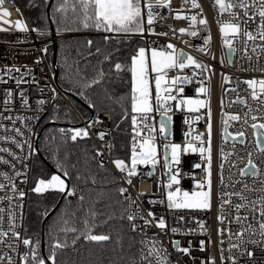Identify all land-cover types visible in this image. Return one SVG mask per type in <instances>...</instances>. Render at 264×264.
I'll return each mask as SVG.
<instances>
[{
    "label": "built area",
    "instance_id": "built-area-1",
    "mask_svg": "<svg viewBox=\"0 0 264 264\" xmlns=\"http://www.w3.org/2000/svg\"><path fill=\"white\" fill-rule=\"evenodd\" d=\"M169 2L170 8L156 9L158 16L152 26L153 32L167 33V35H155L145 31L143 36H135L143 39L146 49L157 48L171 51L166 49V45L171 43L178 51L182 50L199 62L208 65L211 69L209 72L196 76H193V72L199 73L200 70L195 69L194 66H189L182 72H169V77L175 75L191 77V82L182 85L184 97L196 98V90L199 87L210 86L212 124L211 208L209 210H176L167 207V188L164 185H166L168 178L164 174L166 170L163 169L162 156L161 162L156 166L155 174L151 178L147 175L133 177L132 184L129 185L124 179L125 174L116 169L112 163L113 144L111 137L114 132L122 133L128 136L131 146L132 126L128 131L114 129L111 124L112 117L107 112L93 114L88 119L82 117L54 83L51 62L46 53L41 51L45 47L51 48L52 44H57L65 37L87 36L89 33L84 31H34L35 28L30 24L18 0H0V14L4 10L10 13L8 17H2L3 20H9L10 23L0 22V29H7L0 31V137L10 138L0 139V148L8 149L6 152L0 151V158L8 161L7 164L0 163V173L7 174V177L10 178L5 179L4 175H0V184L5 185L3 189H0V209L4 210L3 213H0L3 216L0 230L9 231V213H11L15 216V231L20 233L21 238H26L28 197L37 154V136L44 120L56 102L62 99L74 111L79 120V125L70 128V131L75 128L88 131V137L95 144L96 153H100L97 155L99 160L111 165L123 188L127 189L128 215H136L134 223L137 225L136 230L133 231L131 222L128 221L129 231L139 239L137 255L129 264H149V261L144 260L143 257L152 247V241L156 242L158 249H162L160 255L167 257L168 264H211L212 258L215 259V264H233V260H235V264H264V247L260 243L264 238H261L258 231V221L260 220L258 211L254 212L249 208H243L239 213H236L232 205H225L226 210L223 215L227 219L223 224L219 223L217 219L221 215L219 210V205L222 202L221 193L242 191L250 202L264 196V153H261L258 147V141L259 144H264V136L258 135L264 130L252 128L253 124L264 123V105L260 103V100H264V95L260 96L258 100H253L251 89L244 83L245 80L249 79H264V72L260 70L264 66V56L251 51L252 42L248 43V49L245 52L242 39L237 38L234 41L236 51L231 55L232 63H227V56L224 55L226 48L220 37L217 21H226L229 19L228 14H220L218 6H214V0H197L200 8H192L186 0H169ZM177 9H183L180 12L183 17L190 18L192 15H196L197 23L192 26L189 19H176ZM235 10L241 13L243 11L242 9ZM161 16L164 17L162 20L160 19ZM200 19L208 21L206 29L199 24ZM17 20H22L29 31L23 32L17 29L15 27ZM257 23L258 17L256 22L249 23V30L255 32ZM181 28L188 29V31H198V35L193 37L187 32L182 34L179 32ZM41 32L44 35H41ZM209 36L211 43L206 45L205 40ZM255 43L260 44L262 42L257 40ZM198 48H206V53L199 52ZM37 60L40 62L37 63ZM222 60L224 61L223 64L221 63ZM8 68H18L20 71H13L8 74L6 72ZM225 76L230 79L225 81L223 79ZM21 78L23 82L17 85L16 80ZM9 90L13 92V97L10 103L5 104L4 101L7 99ZM21 92L28 99L27 106L21 103ZM216 97L218 103L215 112L214 101ZM238 97L245 100L246 103H236ZM200 98L205 99L203 94L200 95ZM41 100L44 101L43 104L39 103ZM221 101H223V106ZM224 113L241 117L239 121H229L230 139L226 141L222 138V126L220 128V120ZM245 113H247V122L244 119ZM152 115L154 116L152 123L158 128L159 113L154 112ZM170 115H172V122L169 131L171 133L170 139L173 142L183 145L186 142V132H192L193 135L205 133L204 139L207 140V109H201L199 113H188L174 109ZM18 116L24 119L17 120L16 117ZM196 116L202 118L197 121L195 120ZM252 116H256V120H253ZM8 117L12 119H8ZM186 119L191 123L186 124ZM14 128L19 129L22 135L15 132ZM239 132H244L245 135L239 137L237 135ZM100 133L106 134L103 140L100 139ZM13 140L16 143H13ZM166 142L162 138L158 137L157 139L158 146ZM194 143L198 144V142ZM17 144L22 145V147H17ZM110 145L111 147H109ZM221 148L228 155L227 160L221 159ZM158 151L162 153V147H159ZM249 153H251L250 158L256 165L255 176L241 175L242 169L246 173L253 171L247 163ZM197 163L204 166V160L199 153L182 155L179 165L181 169L179 187L182 190L189 192L196 190L195 181L204 179V171L194 168ZM221 163L224 164L223 169L219 167ZM138 170L141 173H146L150 170V166L141 167L138 165ZM221 176L223 177V184H221ZM13 184L16 186V191H13ZM245 184L249 186V189H244ZM20 191L25 193L23 198L19 196ZM224 199H229V197L225 196ZM230 199L233 204L242 202L237 196H232ZM131 201H136V204H132ZM137 205L139 206L138 209ZM256 208H259V204L256 205ZM149 211L155 214L157 220L159 218L165 220L167 227L164 230L157 228L155 221L150 225L144 224V220L140 217L152 219L147 217ZM237 214L242 217L247 216L248 220L240 224L236 223L235 216ZM180 217H183V220ZM229 221L231 222L229 223ZM249 223L253 226L251 232H245L243 237H237L235 233L243 231ZM201 224L204 225V231L200 228ZM173 227L177 228L178 231L172 232ZM221 228L230 229L231 237L228 231H225L223 236L219 235L218 229ZM0 239L3 240L0 243V256L5 257L4 260L0 261V264H8L7 257L9 256L12 258V264H23L21 257L29 251V248L12 237L11 232H9L8 237ZM221 240H223V244L220 243ZM176 241L179 242V248H188L189 252L185 254L179 251L174 246ZM202 241L204 242L203 246L201 245ZM232 244L239 245V247L232 248ZM221 248H223V259L221 258ZM248 251L253 253L252 257L246 254ZM149 260L151 264H157L155 256L149 257Z\"/></svg>",
    "mask_w": 264,
    "mask_h": 264
},
{
    "label": "snow or ice",
    "instance_id": "snow-or-ice-1",
    "mask_svg": "<svg viewBox=\"0 0 264 264\" xmlns=\"http://www.w3.org/2000/svg\"><path fill=\"white\" fill-rule=\"evenodd\" d=\"M186 2L191 4L192 8H200V5L197 3V0H186ZM69 6L73 13L80 19L84 28H94L97 31L104 33L120 34L125 36L130 35H141L148 31L150 34L155 35H167V33H155L153 32L152 26L157 19L158 13L157 8H170L169 0H63V3L59 7L58 11L62 13H67ZM214 6H218L220 14L227 13L229 19L218 20L219 32L223 41L224 47L227 49V52L224 53L225 56L231 57L235 53L236 48L234 47V41L237 38L242 39L244 48L243 50L247 52L248 43L252 42L253 53H259L264 56V0H214ZM235 9H242L241 12H237ZM183 9L176 10V19H189L190 25L194 26L197 23V16L192 15L190 18L183 17L180 15V12ZM202 12V9H201ZM10 13L7 10H4L0 14V22L5 24L10 23L9 20H3L2 17H8ZM258 17L257 27L255 32L249 30V23L256 22ZM164 17H160L162 20ZM199 24L207 28L208 21L206 19H200ZM15 27L20 31L27 32L29 28L24 24L22 20H17L15 22ZM7 29H0V31H5ZM34 31H39L38 29H33ZM175 31V30H173ZM180 33H186L190 36H197L198 31H188V29L181 28L179 29ZM44 35L43 32L40 33ZM112 36L105 35L104 40L108 41L112 39ZM259 40L262 43L256 44L255 42ZM88 45H92V41L89 40ZM211 43V37L209 36L205 40V44L208 45ZM166 49H157L151 48L146 49L145 47H139L136 54L131 57L130 66H127V70L131 74V90H130V112L128 109L124 110V118L127 119L130 115L131 117V126H132V140H131V156H130V165L122 159H115L112 163L115 165V168L118 169L121 173L125 174V181L131 185L132 178L142 175H147L151 178L154 175V170L156 166L161 162V156L163 160V169L166 171L164 174L167 176V183L164 187L167 188L166 200L167 207L169 209L176 210H209L211 208V198H212V124H211V107H210V86L199 87L197 91L196 98L184 97V87L182 85L191 82V77L187 75H175L169 77V72L179 71L182 72L184 69L189 66H194L195 69H199L200 72H193V76L202 75L205 72L211 71L208 65L203 64L196 60L193 56L187 55L182 50H177L175 46L171 43L166 45ZM47 48L41 49L42 52H47ZM201 53H206V48L197 49ZM100 50L97 49V52ZM249 58H251L249 56ZM105 59H110V57H105ZM37 63L40 61L37 60ZM223 64L224 61L222 60ZM227 63L231 64L232 60L229 58ZM116 71L125 70V65L120 63L115 64ZM264 72V66L260 69ZM13 71H20L18 68H8L6 72L11 74ZM105 73L101 70L98 73V76L91 80L88 83L87 87H92L95 84H99L101 79L104 77ZM210 81V77L208 78ZM225 81H228L230 78L225 76L223 77ZM6 82V81H5ZM23 82V79H17L16 84L19 85ZM153 83H154V92H153ZM248 85V88L251 89V97L253 100L260 99V96L264 95V79H249L244 81ZM258 86V87H257ZM235 91V89H233ZM203 94L205 99H201L200 95ZM13 97V92L9 90L7 92V99L4 101L5 104L11 102ZM21 103L24 106L28 105V99L24 96V93H20ZM173 102H175L173 104ZM236 103H246L245 100L240 99L239 97L235 101ZM43 104L44 101H39ZM260 103L264 105V100H260ZM223 106V101H221ZM186 111L188 113H199L201 109H207V140L204 139L205 133H197L195 135L192 132L185 133L186 142L182 145L181 143L173 142L170 139L169 125L172 122V113L174 111ZM159 113V126L158 128L152 123L154 120L153 113ZM202 117L196 116L195 120H200ZM8 119H12L8 117ZM17 120L24 119L23 117H16ZM241 117L239 115H228L226 113L222 114L221 124L223 125L222 138L226 141L230 136L228 132L229 121H239ZM245 122H247V113H245ZM253 120H256V116H252ZM186 124H190L191 121L185 120ZM91 126V125H90ZM253 129L259 128L264 130V123L253 124ZM18 134L20 130L17 128L13 129ZM71 140L76 141L77 138H84L89 135L86 129H75L71 130ZM158 133V135H157ZM105 133H100V139L103 140ZM239 137H243L244 132H239L237 134ZM258 135L264 136V132H260ZM162 138L167 141L162 145L157 144V139ZM190 137V139H189ZM0 139H10L7 137H0ZM235 139V137H233ZM194 142H198L194 143ZM243 142V141H241ZM13 143H16L13 140ZM17 147H22V145L17 144ZM111 147V145L109 146ZM162 147L163 151L160 153L158 148ZM259 151L264 153V144H259ZM0 151H8V149L0 148ZM187 153H199L201 158L204 160V166L200 163L194 165V168L202 169L205 173L203 180L195 181V188L191 192L182 190L179 187L181 183V169L179 167L181 163V157L183 154ZM14 155V154H13ZM97 155H100L98 152ZM220 155L222 160H227L228 155L224 153L223 148L220 150ZM251 153H249L248 166L253 170L250 173H246L243 169L241 170V175L250 174L256 175V165L253 163ZM0 163L7 164L8 161L2 160L0 158ZM138 165L150 166V170L146 173H141L138 170ZM103 168L104 163L101 161L98 165ZM233 166H235L233 164ZM223 169L224 164L221 163L219 166ZM4 175L5 179H10L7 177V174L0 173ZM19 175V173H17ZM69 174L67 171L63 172V176L67 177ZM80 179V177H77ZM95 183V180H92ZM223 177L221 176V184H223ZM175 186V187H174ZM5 187L4 184H0V189ZM244 189H249V186L245 184ZM13 191H16V186L12 185ZM49 190L59 191L65 193L66 195H76L75 189H69L66 184L65 179L59 174H54L47 181L45 179H39L36 183V186L32 189L35 193H44ZM120 193L123 195L127 192L126 188L121 187L119 189ZM25 193L23 191L19 192L20 198H23ZM143 195V193H141ZM225 196H228L229 199H224ZM232 196H237L242 201L241 203L233 204L230 199ZM221 203L219 205V210L221 215L217 217L219 223L223 224L227 219L223 215V212L226 210L225 205H232L236 213H239L243 208H249L251 211H258L260 220L258 221V231L261 238H264V196L259 197L258 200L249 201L247 197L243 194L242 191L221 193ZM11 199V198H9ZM83 201L84 197H79ZM127 199V198H126ZM132 204H136V201H131ZM259 204V208H256V205ZM139 206L137 205V209ZM3 209H0V213H3ZM89 215L95 220L97 212L92 208L89 209ZM147 217L152 219L145 218L141 216L140 218L144 220L145 225H150L155 221V226L161 230H164L167 225L163 218L158 220L155 218V214L152 211L147 213ZM183 220V217H180ZM255 219V217H253ZM127 220L131 222V228L133 231L136 230L137 225L134 223L136 220V215L130 214L127 216ZM247 216H240L237 214L235 216V222L240 224L244 221H247ZM15 216L9 213V231L0 230V238L8 237L9 232H11L12 237L17 241L22 243L24 246L29 248V251L25 253L21 260L23 264H29V259H31L32 264H47V261H51V264H57L56 261V250L64 248L67 245L57 242L52 246L51 255L47 258L42 257L39 252V241L33 245V241L30 238H21L20 233L15 231ZM3 222V216L0 215V224ZM231 221H229L230 223ZM67 223V222H65ZM84 227L88 229L87 232L82 233L85 239L89 241L101 242L107 241L110 239L108 235L103 234H92V227L94 225L89 224V220L86 218L84 221ZM252 224H248L247 228L243 231L235 233L237 237H243L245 232H251ZM200 228L204 231V225L201 224ZM63 231H72L75 232V228H66L62 229ZM172 232H177L178 229L173 227ZM228 231L231 237L230 229H218L219 235L223 236L224 232ZM79 237H77L78 239ZM3 240L0 239V243ZM203 241L201 245L203 246ZM223 244V240L220 241ZM261 246L264 247V239L260 242ZM75 244V240H73ZM174 246L179 250L187 254L189 252L188 248H179V242H174ZM11 247V245H9ZM232 248L239 247V245L232 244ZM162 249L156 247V242L152 241V247L149 248L146 256L143 257L144 260H148L149 264L151 261L149 257L155 256L157 259V264H168L166 256H161ZM246 254L249 257H252L253 253L248 251ZM221 258L223 259V248H221ZM5 257L0 256V261L4 260ZM8 264H12V258L7 257ZM211 264H215V259H211ZM235 264V260H233Z\"/></svg>",
    "mask_w": 264,
    "mask_h": 264
},
{
    "label": "trees",
    "instance_id": "trees-1",
    "mask_svg": "<svg viewBox=\"0 0 264 264\" xmlns=\"http://www.w3.org/2000/svg\"><path fill=\"white\" fill-rule=\"evenodd\" d=\"M18 1L35 29L47 31L50 19L54 31L89 33L87 36L65 37L57 43L58 86L82 117H90L88 108L93 114L107 112L112 117L114 129L128 131L131 117L129 115L125 119L124 110L130 112L131 74L127 66H130L131 57L138 48L145 47L143 39L135 35H109L94 28H84L80 22L82 17L78 19L71 6L66 14L58 11L63 0H53L48 15L46 6L49 0ZM105 35L113 38L105 41ZM89 40L92 41L91 46L87 43ZM97 49L100 51L97 52ZM46 56L51 62L52 47L47 50ZM117 63L125 65V70L116 71L114 66ZM101 70L105 73L101 82L87 87ZM48 122L62 126H47L39 139L40 155L36 154L29 188L25 237L30 238L33 245L39 241L38 252L41 255L42 220L62 193L49 190L40 194L32 189L39 179L47 180L54 175L53 171L60 175L67 171L69 189L74 188L76 195H66L45 225L46 256L51 255L52 246L59 242L67 246L56 250L57 264H129L137 255L139 239L129 231L128 195L119 191L123 185L109 163H104L103 168L98 166L101 161L95 144L88 136L71 140L70 128L77 127L79 120L64 100L56 102L42 126ZM111 138V159H122L130 165L128 136L114 132ZM81 196L83 201L79 199ZM90 208L97 212L95 220L89 215ZM86 218L90 225H94L92 234L108 235L110 239L101 242L85 239L82 233L88 231L83 223ZM66 228H75L76 231L62 230ZM29 264H32L31 259Z\"/></svg>",
    "mask_w": 264,
    "mask_h": 264
},
{
    "label": "water",
    "instance_id": "water-1",
    "mask_svg": "<svg viewBox=\"0 0 264 264\" xmlns=\"http://www.w3.org/2000/svg\"><path fill=\"white\" fill-rule=\"evenodd\" d=\"M53 0H49L48 3H47V6H46V12H47V15L49 13V8H50V5L52 3ZM49 24H50V31H54V28L51 24V21L49 19ZM56 47H57V44L54 43L52 44V60H51V65H52V69H53V80H54V83L56 84V86L59 88L58 86V82H57V67H56ZM226 52H227V49H226ZM231 59V57H228L227 56V60L228 59ZM60 89V88H59ZM61 90V89H60ZM63 93V92H62ZM88 110L90 111V116L93 115V112L90 108H88ZM159 119H160V116H159ZM62 126L56 122H48L46 123L44 126L41 127L39 133H38V136H37V154L40 155L39 153V148H38V143H39V139L41 137V134L43 132V130L47 127V126ZM170 127V125H169ZM222 130H223V125H222ZM228 139H230V136L228 137ZM50 167V166H49ZM138 167V166H137ZM51 169V167H50ZM53 171V170H52ZM55 174H58L56 171H53ZM60 175V174H59ZM61 177L63 179H65L66 181V184L68 185L69 187V181L66 177H64L63 175H61ZM66 196L65 193H62L61 196L59 197V200L57 201L56 205L51 209V211L43 218L42 220V224H41V237H40V252H41V255L42 257L44 258H47L46 256V253H45V225L47 223V221L50 219V217L54 214V212L58 209L59 205L61 204L62 200L64 199V197ZM47 264H51V261H47Z\"/></svg>",
    "mask_w": 264,
    "mask_h": 264
},
{
    "label": "rangeland",
    "instance_id": "rangeland-1",
    "mask_svg": "<svg viewBox=\"0 0 264 264\" xmlns=\"http://www.w3.org/2000/svg\"><path fill=\"white\" fill-rule=\"evenodd\" d=\"M48 30H49V29H48ZM218 31H219V28H218ZM61 32H68V30L61 31ZM219 34H220V32H219ZM115 35H117V34H115ZM220 37H221V34H220ZM145 48H146V47H145ZM150 49H151V48H150ZM153 87H154V83H153ZM221 126H222V125H221V120H220V128H221ZM75 129H80V128H75ZM75 129H73V130H75ZM71 132H72V131H71ZM130 162H131V161H130ZM140 166H141V167H144L143 165H140ZM51 176H52V175H51ZM51 176H50L48 179H50ZM48 179H47V180H48ZM47 180H46V181H47Z\"/></svg>",
    "mask_w": 264,
    "mask_h": 264
},
{
    "label": "bare ground",
    "instance_id": "bare-ground-1",
    "mask_svg": "<svg viewBox=\"0 0 264 264\" xmlns=\"http://www.w3.org/2000/svg\"><path fill=\"white\" fill-rule=\"evenodd\" d=\"M217 103H218V101H217V97L215 98V101H214V106H215V112H216V109H217ZM216 122V121H215ZM216 124V123H215ZM216 129H217V127H216V125H215V131H216Z\"/></svg>",
    "mask_w": 264,
    "mask_h": 264
}]
</instances>
